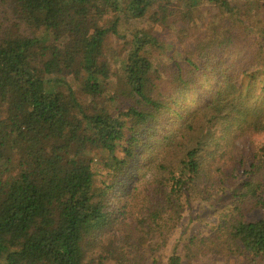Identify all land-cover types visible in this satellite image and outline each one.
Instances as JSON below:
<instances>
[{
    "label": "trees",
    "instance_id": "obj_1",
    "mask_svg": "<svg viewBox=\"0 0 264 264\" xmlns=\"http://www.w3.org/2000/svg\"><path fill=\"white\" fill-rule=\"evenodd\" d=\"M254 3L0 0V264H160L186 210L235 178L186 255L264 264Z\"/></svg>",
    "mask_w": 264,
    "mask_h": 264
},
{
    "label": "rangeland",
    "instance_id": "obj_2",
    "mask_svg": "<svg viewBox=\"0 0 264 264\" xmlns=\"http://www.w3.org/2000/svg\"><path fill=\"white\" fill-rule=\"evenodd\" d=\"M254 4H257L256 8H258V13L256 14V16L258 19L261 18V23H259L260 25H258V22L256 21L257 18H255L253 13H251L249 16V25L253 26L257 23L258 27L256 26L255 30L258 31L259 35H261V28H264V0H258V3ZM212 12V14L215 13L214 10H212ZM203 19L207 21L206 17H204ZM121 27L124 31V28H126L127 26ZM106 46L110 50L115 51L120 48L121 44H119L118 41L114 38L110 37ZM260 140L262 141L263 138H259V141ZM226 184L227 185H225L224 189H220L219 191H217V193H214L209 203H193V205L186 210L181 223L173 231L169 238L168 245L163 251V260H161L160 264H165L166 257L171 255L173 251L180 255L184 264H242L243 261L239 258H232L231 260H227L226 258L215 254V250L206 251V248H202L200 250L192 249L193 255H186L187 241L191 237H197L201 239L213 234L215 228L218 225L220 214L225 210V208L228 209V207L231 206L233 193L236 190L235 187H237L238 179L235 178L231 180V182ZM261 217H263V213L261 212H254L248 215L249 220H255ZM212 246L213 245L209 247Z\"/></svg>",
    "mask_w": 264,
    "mask_h": 264
}]
</instances>
